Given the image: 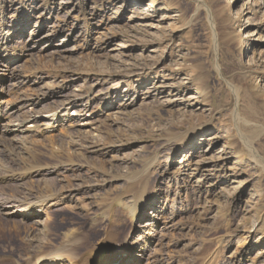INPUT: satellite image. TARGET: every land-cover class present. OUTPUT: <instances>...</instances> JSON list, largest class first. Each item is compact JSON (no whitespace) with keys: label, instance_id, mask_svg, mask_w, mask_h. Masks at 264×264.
<instances>
[{"label":"rangeland","instance_id":"obj_1","mask_svg":"<svg viewBox=\"0 0 264 264\" xmlns=\"http://www.w3.org/2000/svg\"><path fill=\"white\" fill-rule=\"evenodd\" d=\"M1 44L21 55L0 58L5 98L49 118L28 157L0 143V200L58 203L0 207V264L74 251L73 231L80 255L140 237L139 264H264V0H0ZM119 198L156 203L133 226Z\"/></svg>","mask_w":264,"mask_h":264},{"label":"bare ground","instance_id":"obj_2","mask_svg":"<svg viewBox=\"0 0 264 264\" xmlns=\"http://www.w3.org/2000/svg\"><path fill=\"white\" fill-rule=\"evenodd\" d=\"M198 3L201 4L200 1ZM253 41L255 42L256 39H253ZM9 49H10V47H8L7 44L6 45L1 44V46H0V54H1L0 58H2V56H3V59H8V64L16 63L17 62L16 59L21 57V55L15 49L12 50L13 52L9 51ZM1 67L7 68V66L6 65L0 66V80L4 74H6V73L10 74L8 72L9 70L1 68ZM11 75L13 76V73ZM0 88H1V85H0ZM4 93L0 90V136L3 135V136H5L6 139H0V143L1 142L3 143V141L10 142V143L14 142L15 144H17L16 147L18 149H21V151L25 152V154L28 157V155L31 154V152L29 150V147H27V145L33 144L32 143L33 140L31 142L28 139L32 138L33 136H36L35 133L37 132L39 126L41 124H43L42 121L48 119L49 117H44L42 115H45V113H38L36 111H32V112L25 111L24 113L22 112L23 114L20 113L21 107L18 108V106L16 107L15 105L11 106V104H16V102L15 101L12 102V101L6 99L5 96H7L8 94L5 95ZM24 94H25V96L23 99L21 98L20 104H36L38 102L39 96H37L33 93L31 94L30 92L29 93L26 92ZM40 96H42V95H40ZM8 102H9V104H8ZM75 103L76 102H73L71 104H75ZM19 113H20L19 116H21V117L18 116L17 120L16 119L11 120L12 117L16 116ZM75 113H79L81 115L83 113L87 114L89 112L86 108L85 110L81 109L80 111L75 112ZM55 116H57V114H55ZM55 116H54V118H55ZM69 119H71V118H69ZM3 121H5L6 123H3ZM55 122H56L55 124H57V119H55ZM28 123L30 124L29 126H27ZM51 126H52V124H50V127ZM38 133H39V131L37 132V134ZM37 137H38V135H37ZM6 142H5V146H6ZM34 143H35V141H34ZM249 147H250L251 155L255 159V162H257L259 164L261 159H260L259 155L257 154V151L255 150L252 142L249 143ZM7 150H9V149H7ZM11 151H14V150H11ZM32 158L35 160L37 158V156L32 157ZM32 173L33 174H40V169L34 168V171H32ZM12 178L14 179L13 176H12ZM44 192H45V194H42L43 198H40V200H38V203L30 204V202H29L28 203L29 206H28V204L24 205L21 201H19L17 199H13V198L12 199H6V200L1 199L0 200V207L3 210H9L10 215H14V216L20 215V216H23L24 218L29 217L30 215H33V214L37 215V214L43 213L46 209V207H44L45 203L51 202L49 207H56L57 203H58V202H55V200L54 201L50 200L51 197L53 196L52 190L44 191ZM21 195H23V193ZM38 195H39V193H38ZM27 196H29V195H27ZM38 198H39V196H38ZM23 199H25V198H23ZM128 200H130V199H128ZM123 201H124L123 198H119V200L116 202V204L118 205V207H124V210L125 209L127 210V215H128V217L131 221V224L133 226H135L136 220L138 218H140L141 214L144 213L147 208H149V209L154 208L155 203H156L155 200H153L152 198H150V200H148L147 198L146 199L141 198L138 202H134L133 205H128L126 203L128 201H126L125 203ZM151 215H153V214H151ZM153 220L155 221V217ZM43 222L44 221H42L40 218H37V220H36V223L38 225L42 226L43 228L45 227V229L49 228V220L45 221L44 223ZM42 232H43V230H42ZM42 232H39L38 234H36V236L40 237V235H43ZM75 233H76V231H73L69 234L64 235V240L60 244V245H62V244L69 242V246L72 249H74V251H70V249L67 248V250H59L57 253H55L57 255H55V254L49 255V256L43 255V257L41 256L40 259H38L36 264H139L140 261L145 260L146 241L140 243L139 242V241H141L140 237L137 239H133L132 241H129V238H128L125 242H123L119 245L115 244L113 240L107 239L105 241L98 243L97 245H89V247H87L85 249V250H87V252L84 253L83 255H80V253H77L76 251L82 252L84 249V246L86 247L87 244L85 243V241H82L80 238H78V236ZM149 239L150 238H148L147 241ZM37 243H40V244L42 243L40 238H35V237H32L31 235L28 236L29 247L31 249V252L34 251L35 255L42 253L45 249L44 245H42L40 247H37V246L35 247V245ZM43 243L44 244L48 243V241H43ZM49 243H50V241H49ZM263 243L264 242H260V244H263ZM48 244H46V245H48ZM247 245L248 244L246 243L245 246H247ZM136 247L138 248V250L132 256H130L132 254V252L135 249H137ZM243 248H244V246H243ZM244 254H245V251L242 252L241 260H239L237 262V264H243V259L245 256H247V253H246V255H244ZM207 263L208 262L204 261L201 264H207Z\"/></svg>","mask_w":264,"mask_h":264}]
</instances>
